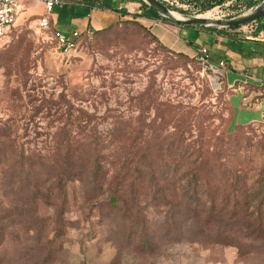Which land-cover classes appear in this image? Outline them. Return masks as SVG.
<instances>
[{
  "label": "rangeland",
  "instance_id": "obj_1",
  "mask_svg": "<svg viewBox=\"0 0 264 264\" xmlns=\"http://www.w3.org/2000/svg\"><path fill=\"white\" fill-rule=\"evenodd\" d=\"M164 1L190 10L173 8L185 16L227 17L238 11L232 0L207 12L194 10L193 0ZM150 31L141 20L128 17L82 33L65 48L52 27L27 19L2 39L0 264H264V238L244 239L243 249L213 243L195 232L193 220L183 214L172 227L168 206L151 191L143 192L137 204L119 200L114 206L105 199L107 183L104 192L93 188L90 166L95 156L103 155L112 173L117 144H128L129 136L136 134L141 150V118L146 115L152 125L159 124L158 106L176 117L165 134L175 130L179 136L185 130L193 142L200 129L212 136L214 129L231 131L238 125L228 101L230 90L216 72L195 52L179 55ZM251 123L228 143L237 152L239 148L242 162L237 168L248 183L264 162V121ZM153 129L146 128L147 142H153ZM183 143L180 137L175 141V156L185 152ZM67 153L84 158L70 170L64 191L57 189L51 198L31 194L30 185L44 191L54 182L58 166L53 162ZM169 164L170 170L177 168L180 186L185 168ZM28 169L33 170L31 182Z\"/></svg>",
  "mask_w": 264,
  "mask_h": 264
},
{
  "label": "trees",
  "instance_id": "obj_2",
  "mask_svg": "<svg viewBox=\"0 0 264 264\" xmlns=\"http://www.w3.org/2000/svg\"><path fill=\"white\" fill-rule=\"evenodd\" d=\"M140 1L142 6L147 8V11L144 12L145 15H152L154 18H160L167 23H171L145 0ZM162 1L171 9L176 8L185 13L191 12L174 4L166 3L164 0ZM193 1L197 4L194 10L207 12L210 8L223 4L227 0ZM261 1L232 0L231 6L233 9L238 10L236 14H242L246 12L247 8H252ZM142 13L136 12L134 17ZM135 23L142 26L139 21ZM238 26L241 25L219 27L218 29L224 30ZM152 37L161 42L154 33H152ZM176 52L179 55L188 57L185 52ZM156 113L159 117V124L157 125L148 122L146 115L141 118L139 126V136L142 137L143 141L141 150H137L136 134L129 136L128 144H117L115 157L112 160L109 159L112 171L114 170L112 173L105 167L102 159L104 156L98 154L95 156V161L90 166L93 188L99 192L101 190L104 192V184L107 183L109 191L105 199H109L114 206L118 204L119 200L126 204L130 202L137 204L142 198L143 192L151 191L155 195L161 196V200L168 206L166 214L172 222V227L176 225L177 216L183 214L186 218L193 220V225L196 227L195 232L204 235L213 243L236 245L243 249L247 247L244 239H263L264 162L257 172V176L248 183L243 173L239 172L237 168V164L239 165L242 162L238 157L239 148L237 152L232 146H228L231 139H237L243 128L252 123L238 124L231 131L228 127L214 129L212 136L206 135L200 129V137L193 142L184 134L185 130L179 136H177L175 130V132L165 134L170 122L176 121V117L172 115L170 110L158 106ZM153 119L154 121L157 120V118ZM202 124H204V121H202ZM153 126L152 135L149 134V136H153V142H147L145 137L146 128ZM109 131L117 132L114 128H110ZM186 133L188 136L192 135V128H187ZM179 137L182 142H185L183 144H185L186 150L181 152L179 156H175L177 154L172 151V148ZM115 138L112 139L114 144L117 143ZM85 141L95 142L94 140ZM238 141L241 142L240 139ZM153 146L156 149L152 152L151 148ZM68 147H72V142H68ZM163 149L166 150L167 155L164 154ZM82 158L84 157L80 154L73 153V155H70L67 153L63 158L56 159L57 161L53 162V166H58V176L54 179V182H51L46 188L43 187L44 191L37 184L30 185L29 191L31 194H40L47 198H51L50 196L57 189L64 191L65 183L69 179L68 177H71L70 170L76 167L77 164H81ZM31 162L33 163V161ZM169 163L176 165L179 163L185 168L182 170L185 178L180 186L177 183V168L170 170ZM27 177L30 182L34 179L32 169L27 170ZM3 229L4 225L0 224V234L2 236ZM54 229L56 230V228ZM1 241L0 238V244Z\"/></svg>",
  "mask_w": 264,
  "mask_h": 264
},
{
  "label": "crops",
  "instance_id": "obj_3",
  "mask_svg": "<svg viewBox=\"0 0 264 264\" xmlns=\"http://www.w3.org/2000/svg\"><path fill=\"white\" fill-rule=\"evenodd\" d=\"M21 1L24 9L19 21L38 19L44 11L42 1ZM146 11L140 0H66L53 12L50 24L54 32L77 38L129 17L141 20L173 50L190 54L199 45H207L211 48L210 60L225 61L222 81L230 90L228 101L235 124L264 121V16L240 27L220 30L212 26L171 25L145 15ZM136 12L143 13L134 17ZM243 96H258L259 100L248 107L242 103Z\"/></svg>",
  "mask_w": 264,
  "mask_h": 264
},
{
  "label": "built area",
  "instance_id": "obj_4",
  "mask_svg": "<svg viewBox=\"0 0 264 264\" xmlns=\"http://www.w3.org/2000/svg\"><path fill=\"white\" fill-rule=\"evenodd\" d=\"M44 3V11L38 18L39 25L44 28L51 27L50 21L53 12L58 6H61L66 0H36ZM24 9L21 0H0V43L2 39L9 33L13 26H15L19 17ZM55 36L58 37L61 44H64L65 48L72 47L74 43V37L61 35L59 32H55ZM211 48L207 45H199L196 50V57L204 64L208 69H212L216 72V75L222 81L224 75L225 61L221 60L219 63H214L210 60ZM259 97L243 96L242 103L245 106H251L258 102Z\"/></svg>",
  "mask_w": 264,
  "mask_h": 264
},
{
  "label": "water",
  "instance_id": "obj_5",
  "mask_svg": "<svg viewBox=\"0 0 264 264\" xmlns=\"http://www.w3.org/2000/svg\"><path fill=\"white\" fill-rule=\"evenodd\" d=\"M152 6L155 10L159 12L160 15L166 17V19L171 23H177L181 25H202L203 27H227L231 25H243L249 21L257 20L264 16V0H262L256 6L250 8L242 14H234L227 17L220 16H210L204 17L202 14H193L190 16H185L183 14H176L175 9L169 8L162 0H145Z\"/></svg>",
  "mask_w": 264,
  "mask_h": 264
}]
</instances>
